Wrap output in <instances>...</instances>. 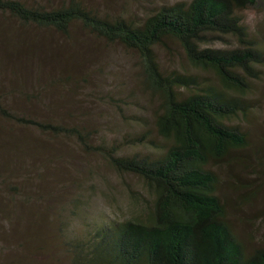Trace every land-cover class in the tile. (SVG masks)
<instances>
[{
	"label": "trees",
	"instance_id": "1",
	"mask_svg": "<svg viewBox=\"0 0 264 264\" xmlns=\"http://www.w3.org/2000/svg\"><path fill=\"white\" fill-rule=\"evenodd\" d=\"M259 1H178L158 7L137 24L102 17L80 0L55 7L0 0V41L10 40V30H14L10 24L15 30H52L65 37L78 25L96 38L133 52L138 86L155 101L152 130L159 139V144L153 142L147 130L132 141H147L153 147L151 153L119 156L116 145H92L95 132L86 127L45 118L13 100L24 90L17 93L15 84H9L6 103L0 94V193L5 185L12 193L0 209V219H21L17 207L31 198L25 184L10 185L15 173L7 170L12 161L2 160L3 145L9 147L10 156H22L23 150L31 154L36 135L66 137L74 139L82 151L97 154L115 174L138 178L146 193V199H140L142 207L123 221L103 224L87 238L68 241L71 264H264V246H248L241 239L226 199L218 194L216 172L210 168L232 150L249 147L248 133L228 122L238 114L246 117L255 108L249 99L252 82L262 79L264 47L242 25L240 13ZM227 37L234 40L228 48L204 46L211 38ZM168 43L182 49L192 68L212 73L215 82L162 73L154 47L166 48ZM26 97L38 101L39 94L30 91ZM13 127L24 131V136ZM256 177L264 193V169Z\"/></svg>",
	"mask_w": 264,
	"mask_h": 264
},
{
	"label": "rangeland",
	"instance_id": "2",
	"mask_svg": "<svg viewBox=\"0 0 264 264\" xmlns=\"http://www.w3.org/2000/svg\"><path fill=\"white\" fill-rule=\"evenodd\" d=\"M27 1L55 7L68 0ZM80 1L102 17L139 24L162 5L189 0ZM240 16L248 33L264 47V0ZM10 26L14 29L10 40L0 41V94L5 103L13 83L17 93L24 90L13 100L40 111L45 118L86 127L95 132L92 145H116L119 156L151 153L153 147L147 141H132L147 130L159 144L152 130L155 101L138 86L133 52L96 38L78 25L69 37L52 30ZM233 44L228 37L211 38L204 46L228 48ZM154 52L164 74L195 75L199 83L215 82L212 73L192 68L175 43L156 46ZM261 77L252 82L249 101L255 108L246 117L238 114L228 122L248 133L249 147L232 150L219 165H210L219 179L218 194L227 201L231 222L248 246H264V193L256 177L264 169V67ZM30 91L39 94L38 101L26 97ZM13 130L24 136V131ZM32 139L31 154L23 150L22 156H10L6 145L1 151L2 160L12 161L7 168L15 173L10 185L25 184V193L31 198L17 207L21 219H0V264H71L68 241L87 238L103 224L123 221L142 207L140 199H146V193L138 178L115 174L97 154L82 151L74 139L52 135ZM7 189L5 185L0 193V209L11 199Z\"/></svg>",
	"mask_w": 264,
	"mask_h": 264
}]
</instances>
